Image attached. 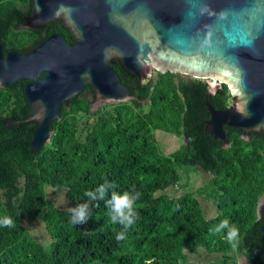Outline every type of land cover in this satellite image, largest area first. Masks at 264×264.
<instances>
[{"label": "trees", "instance_id": "16d2710c", "mask_svg": "<svg viewBox=\"0 0 264 264\" xmlns=\"http://www.w3.org/2000/svg\"><path fill=\"white\" fill-rule=\"evenodd\" d=\"M32 9V0H0L5 54L29 50L54 34L73 43L60 22L26 28ZM115 68L137 99L93 111L91 100L81 93L62 106L60 119L51 124L52 142L39 150L32 145L36 122L18 130L6 127L9 120L29 116L24 80L0 88V217L10 216L15 224L0 226V264H188V254L202 248L221 254L225 264L239 257L264 264V215L258 216L264 197V135L248 142L240 132L226 128L232 146L215 140L211 146L205 132L210 114L197 105L210 100L222 109L231 98L226 86L211 98L204 83L190 87L181 74L160 73L147 85L132 87L121 65ZM158 132L184 136L187 145L181 143L168 155L157 142ZM182 168H202L211 180L172 198L169 190L182 188ZM105 178L115 183L116 191L139 193L138 216L123 240L116 239L123 228L110 223L104 200L90 202L87 223H69L67 209L89 203L84 192ZM48 186L66 189V208L49 198ZM39 220L47 244L30 232L28 224ZM224 220L238 230L235 247L224 238L227 229L211 231Z\"/></svg>", "mask_w": 264, "mask_h": 264}, {"label": "water", "instance_id": "95a60500", "mask_svg": "<svg viewBox=\"0 0 264 264\" xmlns=\"http://www.w3.org/2000/svg\"><path fill=\"white\" fill-rule=\"evenodd\" d=\"M32 1L26 28L60 22L73 38L54 34L29 53L6 56L0 44V87L29 80V116L6 127L36 122L35 149L52 142L51 124L62 106L88 86L99 107L137 99L115 68L118 62L142 79L155 70L220 80L235 102L224 111L211 107L207 132L226 147V126L243 131L247 141L250 133L264 135V0ZM263 215L264 197L258 204ZM261 233L264 239V225Z\"/></svg>", "mask_w": 264, "mask_h": 264}, {"label": "clouds", "instance_id": "9594fccd", "mask_svg": "<svg viewBox=\"0 0 264 264\" xmlns=\"http://www.w3.org/2000/svg\"><path fill=\"white\" fill-rule=\"evenodd\" d=\"M84 196L88 198L89 203H79L74 207L67 209L69 215V223L85 224L89 219V204L91 201L104 200L108 211L110 223L119 224L123 230L116 235V239L123 240L125 238V232L134 223L138 216L135 208V202L139 198V193L135 191H116V185L113 182H109L107 178L104 179L102 184H99L94 190L84 192ZM106 197H108L106 199ZM0 226L14 227V221L10 216L0 217ZM227 229V235L224 237L230 244L235 247L233 243L238 237V230L234 225H230L228 220L221 221L213 231L214 233H220Z\"/></svg>", "mask_w": 264, "mask_h": 264}, {"label": "rangeland", "instance_id": "374dc122", "mask_svg": "<svg viewBox=\"0 0 264 264\" xmlns=\"http://www.w3.org/2000/svg\"><path fill=\"white\" fill-rule=\"evenodd\" d=\"M180 74V73H178ZM183 75V74H181ZM157 142L160 145L161 149L165 153L172 154L176 150H178L181 146L182 141L178 139V137L170 134H166L163 132L157 133ZM180 174L182 176V188L177 189L176 191L169 190L168 195L172 198L185 194L186 192L196 191L199 187L204 186V176L200 171L192 170L191 168H182L180 170ZM210 176L205 177V180H210ZM46 192L49 198L60 208H66L69 204L65 195L66 189L63 187L52 188L46 187ZM207 208L211 215H215V210L212 205L207 204ZM32 222L28 224L30 228V232L32 235L38 240L42 241L41 243L47 244L49 242V237L45 230V225L42 221H35L30 226ZM37 235V236H36ZM201 249V248H200ZM188 264H225V262H221L222 259L221 254L212 253L202 248L198 253L188 254ZM238 262H232V264H248L245 257H239Z\"/></svg>", "mask_w": 264, "mask_h": 264}, {"label": "flooded vegetation", "instance_id": "af4514ba", "mask_svg": "<svg viewBox=\"0 0 264 264\" xmlns=\"http://www.w3.org/2000/svg\"><path fill=\"white\" fill-rule=\"evenodd\" d=\"M33 2V1H32ZM33 10H34V8L32 9V14H33ZM55 24V23H54ZM29 30H33V29H29ZM1 44V43H0ZM38 46V45H37ZM37 46H34V47H32V48H30L29 50H26V51H23V53H29L30 51H32L34 48H36ZM2 48H3V44H2ZM10 52H13V51H9V52H7L6 54H5V52H4V49H3V53H4V55L6 56L8 53H10ZM18 52H20V51H18ZM119 63V62H118ZM117 63V64H118ZM117 64H115V65H117ZM125 72V71H124ZM127 74V73H126ZM158 74H160L159 72H157V71H153V72H151V75L150 76H148L146 79H142V78H140V77H132V76H130V75H125V77H126V81L128 82V83H130V85L132 86V87H135V86H139V85H141V86H145V85H147V83H149L152 79H154V80H156L157 79V75ZM176 74V73H175ZM181 74V73H180ZM46 76V73H43L42 74V76L41 77H45ZM182 76V78L183 79H185V80H188V82H190V87H193L194 86V83L195 82H198L199 81V83H204V85H207L208 87H209V90H210V95H211V98L212 97H214V96H216V95H218V93L220 92V91H222V90H224L225 89V85H224V83H222L220 80H217V79H215V78H208V79H197V78H194V77H192V76H188V75H185V74H183V75H181ZM21 80V79H20ZM22 80H24V79H22ZM19 81V80H18ZM17 82V81H16ZM29 82V80H24V83H25V89H26V87H27V83ZM9 86V85H8ZM6 86H1L0 88H5ZM227 87V86H226ZM228 88V87H227ZM229 92H230V90H229ZM84 95L85 96H87V97H89V100H91V103H90V105H91V107H92V109H93V111H96V110H99V109H101V108H103V107H105V106H109L110 104H106V105H103V106H101V107H99L98 105H97V102H96V99H95V94H94V92H93V90L88 86V87H86L85 88V90H84ZM94 94V95H93ZM134 96V95H133ZM230 96H231V92H230ZM130 101H132V100H130ZM149 102V100H147V101H143V102H141L142 103V105H146V103H148ZM234 102H235V100L232 98V96H231V98H229L228 100H227V105H224L223 106V108L222 109H216V107L213 105V103H211V101L210 100H208V101H206V103L205 102H203L202 103V105H200V104H198L197 106H199L200 107V111L203 113V111H206L208 114H210V118L206 121V125H205V132L206 133H208L207 132V123L211 120V117H212V113H211V107H213V108H215L216 110H218V111H224V110H228V109H230L233 105H234ZM219 105V104H218ZM234 107H236V105L234 106ZM226 128H228L229 129V133L230 132H234V131H238V132H240L241 134V137L242 138H244V136H246L245 135V133L243 132V131H241V130H239V129H237V128H233V127H229V126H226L225 127V131H226V135L228 134L227 133V130H226ZM208 135L209 136H207V138H212V140H209L208 141V144H210L211 146H213L214 145V141L213 140H215V141H217L218 143H221L220 141H218L217 139H215L211 134H209L208 133ZM254 135H257V134H252V133H250V134H248V142L249 141H251V139H252V137L254 136ZM201 137V136H200ZM203 137H205V136H203ZM178 139H180V141H182V143L184 142L186 145H187V143H186V138L184 137V136H182L181 138H178ZM215 146H216V144H215ZM232 146V143H230L229 144V146H225L224 145V147H226V148H229V147H231ZM209 151L210 150H208V149H204L203 150V152L204 153H209ZM199 171L201 172V174L204 176V179H203V181H205L204 182V184H208L209 182H210V180H208V181H206L205 180V177H207V176H210V174H208V172H206L205 170H203L202 168H199ZM262 199V198H261ZM261 201V200H260ZM260 203V202H259Z\"/></svg>", "mask_w": 264, "mask_h": 264}]
</instances>
